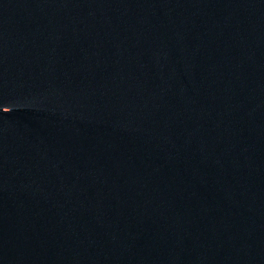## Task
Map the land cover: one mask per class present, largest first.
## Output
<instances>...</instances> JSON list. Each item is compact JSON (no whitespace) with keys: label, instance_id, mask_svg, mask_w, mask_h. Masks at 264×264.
<instances>
[{"label":"water","instance_id":"1","mask_svg":"<svg viewBox=\"0 0 264 264\" xmlns=\"http://www.w3.org/2000/svg\"><path fill=\"white\" fill-rule=\"evenodd\" d=\"M0 264H264V0H0Z\"/></svg>","mask_w":264,"mask_h":264}]
</instances>
